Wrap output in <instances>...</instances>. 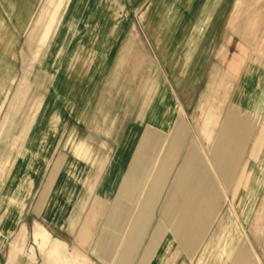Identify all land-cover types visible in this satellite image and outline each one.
<instances>
[{"label":"rangeland","instance_id":"1","mask_svg":"<svg viewBox=\"0 0 264 264\" xmlns=\"http://www.w3.org/2000/svg\"><path fill=\"white\" fill-rule=\"evenodd\" d=\"M58 1L60 21L52 34L51 27H42L38 22L41 10L46 20L51 17V6H46V0H39L37 6L32 7L21 29L12 19L9 6H0L5 19L11 22L19 36L12 62L14 80L9 83V93L0 106V220L8 213L18 216L22 211H35V190L30 196L33 190L32 168L39 170V196L45 186L51 187L52 152L58 141L51 139L52 130H58L56 114L67 108L64 104L76 98L73 88H80L90 78L92 63L101 46L94 47L97 24L101 23L99 16L107 13L111 17L110 23L117 25L112 28L115 30L114 41L110 43L115 47L116 55L110 61L109 72L101 78L105 102L95 108L96 122L92 124V130L96 129L100 136V131H104L99 125L100 114L111 112L109 100L117 99L118 107L125 106L133 95L136 96L139 88L141 102L145 104L153 95L152 85L177 78L176 75L148 72L153 65V70L159 71L154 54L161 64L165 62L177 66L184 48H194L196 45L185 42L171 44V52L162 58V45L160 43L157 46L159 43H155L166 31L175 28L170 26L171 13L173 6H179L182 9L178 8L181 16L177 22L176 35L184 41L192 36L200 39L204 36L205 40H210L216 31L210 26L211 19H221L214 43L204 44L209 58L205 63V73L199 77L200 85L192 97L191 90L183 93L178 91L180 95L182 93L183 102L191 98L190 141L197 136L198 143L208 156L213 144L221 137L222 130L226 129L229 109L234 107L237 114L244 118L249 112L257 118L248 115L249 123L238 122L234 135H230L234 137L229 142L226 140V146L237 153L235 180L227 185L221 178V194L228 198L221 202L219 217L212 221L213 224L203 236L205 250L193 252L192 259H187L183 253L177 264H184L185 261L187 264H196L201 251L197 264H212L214 257V264H230L228 241L232 238L237 244H247L251 249H240L237 253L240 262L236 264H261L259 257L264 247V218L259 220L257 227L255 221L259 213L264 211V0H219L221 6L225 5L227 9L219 12L207 6L210 0H166L167 6H156L155 9L151 6L155 0H93L100 5L93 7L99 8L97 10H89L87 5L90 0H75L71 14L67 11L68 0ZM249 14L256 16L258 24L246 40L243 29ZM63 19H66L64 24ZM75 35L78 40L73 43ZM221 54L224 57L220 59L218 57ZM65 62H69V66L64 75L62 71L56 74V70ZM133 69L140 73L133 75ZM73 76L78 81L71 84L69 79ZM195 77L182 76L188 78L189 82ZM20 87L23 93L16 107L10 111L12 96ZM69 88L72 91L69 92ZM202 106L203 115L200 114ZM209 110H213L215 118L206 134L202 119L204 112ZM7 113L9 117L5 120ZM82 124L74 120L69 123L68 118L65 119L59 126V130H65L60 145L63 146L70 135L74 137L71 139L74 146L83 148L85 144L89 145L88 134ZM88 155L90 158L89 150ZM82 157L79 159L82 160ZM245 169L252 172V180L256 179L257 185L251 186L252 198L248 207L246 204V213L241 215L236 209L238 202L235 195L240 193L241 196L246 192L245 182L241 181ZM77 205L80 209L82 204ZM46 206V202L39 200V220H35L32 215L22 220H18V217L14 219L16 224L12 233L6 236L5 247L0 252L1 264H95L71 244L67 246L64 243H67L68 238L58 233L51 222L43 218L45 212L42 213V209ZM58 234L61 238H58ZM210 245L216 251L210 250Z\"/></svg>","mask_w":264,"mask_h":264},{"label":"crops","instance_id":"2","mask_svg":"<svg viewBox=\"0 0 264 264\" xmlns=\"http://www.w3.org/2000/svg\"><path fill=\"white\" fill-rule=\"evenodd\" d=\"M38 2L39 0H0V6H9L12 19L21 29L31 14L32 7L37 6ZM74 3L75 0H68V14L75 8ZM46 4L51 6V17L46 20L41 10L38 22L43 23L42 27H51L52 34L60 21V3L58 0H46ZM87 6L89 10H97L99 8L93 7L100 5L90 0ZM151 6L154 9L156 6H167L166 0H155ZM207 6H211L212 11L227 10L219 0H210ZM178 8L182 9L173 6L171 13L170 26L175 28L165 30L167 33L155 41L159 43L157 46L161 43L160 47L163 48L162 54L159 52L158 55L166 58L173 48L171 44L185 42L196 45L194 48L189 47L191 50L187 46L184 48L177 66H170L165 62L161 64L154 54L159 63V71H154L153 65L148 72L176 75L177 78L152 85L153 95L145 104L141 102L139 88L136 96L133 95L125 106L118 107L117 99L109 100L111 112L100 114L99 125L104 128L103 132L100 131V136L96 129L92 130V124L96 122L95 108L105 102V88L101 78L109 72L110 61L116 55L115 47L110 43L114 41L112 38L115 30L112 28L117 25L110 23L111 17L107 13L99 16L101 23L97 24L94 47L98 48L99 44L101 46L92 63L90 78L80 88H73L76 98L64 104L68 109L64 108V111L56 114L58 130H52L51 139L58 141L52 152V179H49L51 187L49 189L45 186L39 196V170L32 168L33 190L30 196L35 190V211H22L18 216L12 213L3 216L0 220V252L5 247L6 236L13 231L16 217L22 220L32 215L35 220H39V200L47 203L45 209L48 211L42 209V213L45 212L43 218L49 220L58 233H63L68 238L67 243H64L67 246L71 244L95 264H177L183 253L187 259H192L193 252L205 250L203 236L213 224L212 221L219 217L221 202L228 198L221 194V178L227 185L235 180L237 153L226 146V140L230 141L234 137L233 131L237 130L238 122L249 123L248 115L257 117L249 112L244 118L237 114L234 107L229 109L226 114V129L222 130L221 137L213 144L208 156L198 143L197 136L190 141L191 98L183 102L181 95L183 91L191 90L192 97L200 85L199 77L205 73V63L209 58L204 44L214 43L221 19H211L210 26L216 31L210 40H205L204 36L201 39L192 36L184 41L176 35L177 22L181 16ZM65 21L63 19L62 24ZM231 22L229 26L232 25ZM257 24L256 16L249 14L244 24V39L248 40ZM77 40L75 35L73 43ZM18 42L19 36L0 9V106L9 93V83L14 80L12 62ZM223 57L224 54H221L218 58ZM68 66L69 62H65L56 70V74L62 71L63 76ZM131 73L134 75L140 72L133 69ZM183 75L196 77L189 82L188 78H182ZM76 80L73 76L69 83L74 84L78 81ZM68 91L72 89L69 88ZM178 91H182L181 95ZM22 93V87L14 93L10 111L16 107ZM201 111L200 114L203 115V106ZM8 117L9 113L4 119ZM67 118L69 123L73 120L80 125L83 123L89 145L85 144L83 148L74 146V142L71 143L74 137L71 135L63 146L60 145L65 130H59V126ZM214 118L213 110L204 112L202 124L206 134L209 125L214 123ZM26 147L27 142L25 149ZM241 181L245 182L246 192L241 196L236 193V209L244 215L252 198L251 186H256L257 182L256 179L252 180V172L248 169L243 170ZM80 203L82 205L79 209L76 204ZM241 203L243 206H240ZM262 218L264 211L257 216L255 227ZM35 223L38 224L37 221ZM58 238H61L59 234ZM246 245L237 244L234 238L228 241L230 264L240 262L237 259L240 249L251 251ZM210 250L216 251V248L210 245ZM260 254V263L264 264V247ZM1 261L0 259V264ZM184 264H187L186 261Z\"/></svg>","mask_w":264,"mask_h":264},{"label":"bare ground","instance_id":"3","mask_svg":"<svg viewBox=\"0 0 264 264\" xmlns=\"http://www.w3.org/2000/svg\"><path fill=\"white\" fill-rule=\"evenodd\" d=\"M50 8V7H49ZM41 14V13H40ZM47 14H48V12H47ZM47 14H46V16H47ZM104 18V17H103ZM44 19V18H43ZM41 24H43V23H41ZM45 24V23H44ZM45 26V25H44ZM99 26V25H98ZM42 32V31H41Z\"/></svg>","mask_w":264,"mask_h":264}]
</instances>
